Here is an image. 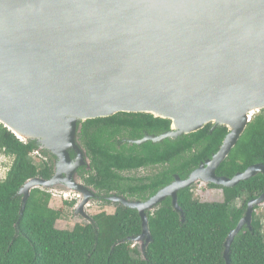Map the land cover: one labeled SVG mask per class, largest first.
Instances as JSON below:
<instances>
[{"label":"water","instance_id":"95a60500","mask_svg":"<svg viewBox=\"0 0 264 264\" xmlns=\"http://www.w3.org/2000/svg\"><path fill=\"white\" fill-rule=\"evenodd\" d=\"M263 110L264 0H0V124L55 162L51 179L20 189L22 213L33 190L62 185L60 193L81 198L76 212L93 222L85 213L93 195L78 174L91 168L79 137L88 120L130 113L171 122L170 131L137 145L226 127L219 151L185 180L176 177L144 203L105 198L138 211L142 233L133 241L144 254L153 242L147 211L157 204L170 197L184 223L180 191L233 189L264 174L256 164L233 178L217 175ZM257 207L264 208V192L229 233L226 264Z\"/></svg>","mask_w":264,"mask_h":264},{"label":"trees","instance_id":"16d2710c","mask_svg":"<svg viewBox=\"0 0 264 264\" xmlns=\"http://www.w3.org/2000/svg\"><path fill=\"white\" fill-rule=\"evenodd\" d=\"M170 129V121L149 114L119 113L84 122L79 137L91 158L95 184H102L106 192L124 194L133 185L121 186L120 172L163 167L166 176L156 175L152 184L143 185L154 195L172 181L173 174L187 178L212 159L228 134L226 127L213 130L209 124L162 143H134ZM0 153L13 159L6 178L0 180V264H226L224 244L229 233L244 216L248 202L264 192V174L233 189L211 185L223 191V202L200 201L191 188L180 191L185 222L170 202L148 215L153 242L143 254L133 241L142 233L137 210L121 206L112 215H95L92 223L59 230L56 224L64 211L52 209L50 192L35 189L22 213L20 189L34 178L51 179L54 157L40 151L34 141L19 140L1 124ZM256 164L264 165V110L254 116L217 173L233 178ZM243 197L247 199L237 207L235 202ZM66 204L74 207L76 202ZM230 259L231 264H264V215L254 212L251 229L244 227L235 237Z\"/></svg>","mask_w":264,"mask_h":264},{"label":"flooded vegetation","instance_id":"af4514ba","mask_svg":"<svg viewBox=\"0 0 264 264\" xmlns=\"http://www.w3.org/2000/svg\"><path fill=\"white\" fill-rule=\"evenodd\" d=\"M208 160L209 159H206L204 162H202L199 165V167L201 165H205V163ZM92 171H93L92 166H91L90 169H88L86 167H82V168H80L78 170V174L80 176V184L84 188L87 189L86 190L87 192L88 191L91 192V195L89 194V197H91L93 195V200L92 201H95V203L98 204L97 206L101 205L104 202V203L113 205V207H115V211H116L117 208H119V207H121L123 205L121 203H112L109 200H106L105 198H110L113 195H117V196H121L124 199L130 200V201H136V202H143L144 203V202H147L148 200H150L152 197H154L160 190H162L163 188H165V187L169 186L171 183H173L176 177H179L182 180L186 179V178H181L177 174H173L172 175L173 179H172V181L169 184H167L164 187H161L156 194L151 195V191L149 189L145 190V187H143V185L144 184H152L156 175H157L156 176L157 178H160L162 176L163 177L166 176L167 175L166 174L167 171H165L163 167H161V168H147V169L139 168V169L131 171V172L130 171L129 172H120V182H121L120 185L123 186V187H125L126 184H132L133 185V189L132 190H129L126 193L122 194V193H120L118 191L106 192L104 189H102V184H100L101 187H99L97 184H95L97 182V179L93 178L95 176V174H92L93 173ZM189 175H188V177H189ZM217 175H218V173H217ZM211 185L212 184H210L209 186H205V188L211 189ZM197 186H200V185H197ZM191 189L193 190V187ZM85 197H86V193L84 192V193H82V198H83L82 200H84ZM74 200L76 202L74 207H76V205L81 201V198L74 197L73 201ZM167 202H170V204L172 206V199L170 197H168L163 202L157 204L151 211H147V214L148 215H154L157 212V210L160 207H162V205L164 203H167ZM91 206H93V205L90 204V206L87 209H89ZM88 211L89 210H87V212ZM87 212L85 211V213L88 216H90ZM75 213H77L76 209H75ZM77 215L82 216L80 213L79 214L77 213ZM90 217L93 218L94 216H90ZM85 221H87L89 223L91 222L90 219H88V218H86Z\"/></svg>","mask_w":264,"mask_h":264},{"label":"rangeland","instance_id":"374dc122","mask_svg":"<svg viewBox=\"0 0 264 264\" xmlns=\"http://www.w3.org/2000/svg\"><path fill=\"white\" fill-rule=\"evenodd\" d=\"M13 159L10 157L5 156L3 153H0V179H5L6 175L9 171V168L12 164ZM200 186H194L193 187V193L194 196L203 202H223L224 201V193L220 189H207L205 186L198 184ZM62 186V185H61ZM61 186L56 188H51L48 191L52 194V200L50 206L52 209L55 210H63L64 215L63 217L57 222L56 226L59 230H72L77 224H85L88 223L85 221V217L79 216L75 213L76 207H72L70 205H67L66 202H72L74 199V195L72 196H64L60 192ZM44 190V189H43ZM73 197V198H72ZM246 197H243L242 199H239L235 202V205L237 207H241L244 204V201L246 200ZM75 201V200H74ZM91 206L87 213L90 216L98 215L99 213L105 212L109 215H112L115 213V207L113 205L102 203L101 205L97 206L98 204L95 203V201H91ZM257 215L262 216L264 215V208L263 207H257V210L255 211ZM89 216V217H90ZM92 218V217H90ZM134 245L140 247V244H136L134 242Z\"/></svg>","mask_w":264,"mask_h":264},{"label":"built area","instance_id":"2783aa9c","mask_svg":"<svg viewBox=\"0 0 264 264\" xmlns=\"http://www.w3.org/2000/svg\"><path fill=\"white\" fill-rule=\"evenodd\" d=\"M0 180H3V179H0ZM73 198V197H72Z\"/></svg>","mask_w":264,"mask_h":264}]
</instances>
